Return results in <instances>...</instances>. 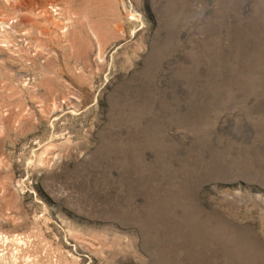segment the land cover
I'll list each match as a JSON object with an SVG mask.
<instances>
[{
  "label": "rangeland",
  "instance_id": "374dc122",
  "mask_svg": "<svg viewBox=\"0 0 264 264\" xmlns=\"http://www.w3.org/2000/svg\"><path fill=\"white\" fill-rule=\"evenodd\" d=\"M0 264H264V0H0Z\"/></svg>",
  "mask_w": 264,
  "mask_h": 264
}]
</instances>
